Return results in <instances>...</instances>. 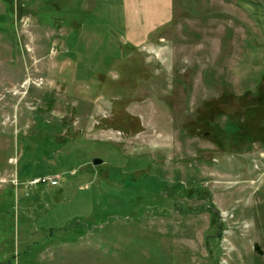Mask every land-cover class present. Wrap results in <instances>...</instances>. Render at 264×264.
<instances>
[{
  "label": "rangeland",
  "instance_id": "obj_1",
  "mask_svg": "<svg viewBox=\"0 0 264 264\" xmlns=\"http://www.w3.org/2000/svg\"><path fill=\"white\" fill-rule=\"evenodd\" d=\"M172 4L0 0V264H264V0Z\"/></svg>",
  "mask_w": 264,
  "mask_h": 264
},
{
  "label": "crops",
  "instance_id": "obj_2",
  "mask_svg": "<svg viewBox=\"0 0 264 264\" xmlns=\"http://www.w3.org/2000/svg\"><path fill=\"white\" fill-rule=\"evenodd\" d=\"M126 31L133 43H141L172 16V0H123Z\"/></svg>",
  "mask_w": 264,
  "mask_h": 264
},
{
  "label": "water",
  "instance_id": "obj_3",
  "mask_svg": "<svg viewBox=\"0 0 264 264\" xmlns=\"http://www.w3.org/2000/svg\"><path fill=\"white\" fill-rule=\"evenodd\" d=\"M100 162H101L100 159L93 158L92 161H91V164L96 165V164H98ZM253 249L259 251L257 246H255Z\"/></svg>",
  "mask_w": 264,
  "mask_h": 264
},
{
  "label": "built area",
  "instance_id": "obj_4",
  "mask_svg": "<svg viewBox=\"0 0 264 264\" xmlns=\"http://www.w3.org/2000/svg\"><path fill=\"white\" fill-rule=\"evenodd\" d=\"M41 180H44V178H43V179L41 178ZM47 180H48V178H47ZM34 181H35V180H34ZM36 182H37V181H36Z\"/></svg>",
  "mask_w": 264,
  "mask_h": 264
}]
</instances>
